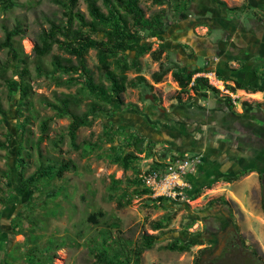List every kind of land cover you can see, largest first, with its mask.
Wrapping results in <instances>:
<instances>
[{
	"label": "rangeland",
	"instance_id": "obj_1",
	"mask_svg": "<svg viewBox=\"0 0 264 264\" xmlns=\"http://www.w3.org/2000/svg\"><path fill=\"white\" fill-rule=\"evenodd\" d=\"M140 6L148 18L161 15L165 30L144 37L140 49L148 48L139 56L118 55L130 63L125 105L102 98L110 112L81 126L71 142L70 119L54 115L46 102L70 96L72 109L82 113L96 100L78 83L56 85L37 72L39 62L51 66L52 55L70 57L56 44L41 59L33 51L47 19H65L63 8L54 0H0V40L4 28H22L15 39L26 54L31 102L18 113V93L9 96L0 79V264H29L35 245L49 264H94L102 248L131 254L143 233L157 239L137 264H264V88L252 90L264 87V0H141ZM76 9L88 17L84 0ZM6 55L1 49L0 62ZM85 59L95 82L107 85L96 50L89 49ZM160 67L167 70L155 81ZM196 68L190 85L195 77L206 80L196 90L182 89L172 76ZM236 80L243 88L235 87ZM50 116L42 132L40 123ZM7 133L13 134L10 141ZM132 135L144 152L135 151ZM17 136L26 176L40 162L69 159L73 166L38 182L30 195H16ZM127 153L136 158L126 166L115 161ZM187 154L199 163L185 197L152 202L155 197L137 182L139 172ZM231 176L236 179L229 181ZM98 210L103 215L90 222L88 215ZM172 241L189 249L170 250Z\"/></svg>",
	"mask_w": 264,
	"mask_h": 264
},
{
	"label": "trees",
	"instance_id": "obj_2",
	"mask_svg": "<svg viewBox=\"0 0 264 264\" xmlns=\"http://www.w3.org/2000/svg\"><path fill=\"white\" fill-rule=\"evenodd\" d=\"M63 8V15L65 19H47L49 24L47 29H41L37 35L33 46V51L38 59L48 55L54 44L67 53L70 57H60L59 55H52L51 66L45 68L42 63L36 65V70L39 74L45 76L46 79L54 82L56 85L65 84H79L84 93L93 96L96 101L92 102L88 108L82 113H76L72 109L71 101L74 103L75 99L70 96H63L57 98L55 101H47L46 105L54 110L56 116H67L70 121L67 127V133L74 142L76 133L81 126H88L91 124L93 118L103 112L108 114L110 111L100 104L102 98L116 103L118 106H124L122 93L125 91L126 77L124 71L130 68V63L122 59L119 54L127 52H134L135 56H139L148 47L143 46L141 41L144 37L155 36L158 32L165 30L166 24L163 17L157 14L154 18L145 16L141 0H100L105 11L98 5L99 0H84L88 11V17L76 9L78 0H54ZM154 4H163L167 0H150ZM237 8H228V10H235ZM243 9V7L238 8ZM22 33V28L19 23H16L12 28H4V37L0 40V50L6 49V59L0 62V79L5 83L8 95L18 93V109L21 113V106L31 105L28 100L30 85L26 81L28 67L26 64V54L22 50L19 41L15 39L16 36ZM21 37V36H20ZM89 49L96 50L98 61V69L103 78L108 82L107 85L101 82H95L90 68L87 66L85 55ZM74 58V61L72 58ZM120 59H119V58ZM155 57H157L155 55ZM135 62V61H131ZM11 71L10 76H6L7 71ZM167 69L160 67L159 71L153 73L155 81H159ZM199 70L193 69L189 71L172 72V76L177 81L178 85L185 89L192 81V76ZM67 74V78L62 79L61 75ZM17 78H14V76ZM204 80L203 77H195L193 83L190 85L191 89L196 90L201 87L200 84ZM235 87L243 88L241 82L236 80ZM212 88V86H209ZM263 86L252 88L255 90H262ZM51 119L47 117L40 123L42 132H45L48 123ZM28 119L25 117L20 127L24 128ZM12 133H7L6 139L10 141ZM18 138L16 158L17 177L18 182L16 186V195L31 194V189L38 182L48 180L51 177H61L63 173L71 169L73 162L71 160H61L50 163H41L28 176L24 172L25 159L21 156L24 149L23 141L20 136ZM133 145L137 153H142L145 150L141 147L137 138L132 135ZM39 143V142H38ZM4 146L0 142V148ZM132 158H136L133 153H127L124 156H117L115 161H124V165L130 163ZM165 162L154 161L148 170L161 169ZM236 176H231L228 180H235ZM190 181L192 178L190 176ZM139 182V180L137 181ZM260 186L262 190L261 209L264 212V177L260 179ZM142 192H148L147 189L142 188ZM165 199L162 196L151 198L152 202H161ZM226 204V200H223ZM103 212L98 210L88 215L87 219L90 222H97V218L102 216ZM161 222H156L155 228L161 227ZM157 235L143 233L139 244L132 248V253L127 254L119 252L117 249L111 253L107 249L102 248L96 254V261L94 264H131V260L137 264L140 255L144 249L150 248ZM168 249L174 251H185L189 249L186 243H178L172 241ZM39 247L35 245L28 251L31 255L29 264L38 263L40 260L42 264H49L50 258L46 252H40L38 256ZM34 254V255H33ZM33 255V256H32ZM3 264H6L3 262Z\"/></svg>",
	"mask_w": 264,
	"mask_h": 264
},
{
	"label": "built area",
	"instance_id": "obj_3",
	"mask_svg": "<svg viewBox=\"0 0 264 264\" xmlns=\"http://www.w3.org/2000/svg\"><path fill=\"white\" fill-rule=\"evenodd\" d=\"M197 163L199 159L196 156L187 154L165 161L161 169L142 170L138 174L140 186L147 189L152 197L183 198L191 187L190 176L194 173Z\"/></svg>",
	"mask_w": 264,
	"mask_h": 264
}]
</instances>
